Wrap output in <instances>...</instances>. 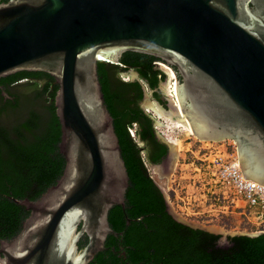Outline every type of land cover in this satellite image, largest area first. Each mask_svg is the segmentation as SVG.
<instances>
[{
    "label": "water",
    "instance_id": "obj_1",
    "mask_svg": "<svg viewBox=\"0 0 264 264\" xmlns=\"http://www.w3.org/2000/svg\"><path fill=\"white\" fill-rule=\"evenodd\" d=\"M127 52L176 68L179 101L198 138L234 140L244 178L264 186V0H9L0 3V80L20 72L55 79L66 167L39 200L13 199L30 216L16 238L1 242L0 264H90L106 250L109 235L119 236L109 212L125 209L130 178L98 63L121 66ZM135 76L131 69L121 79L134 82ZM166 82L167 76L162 91ZM144 89V109L155 110L153 101L187 126L173 101L164 96L166 105L157 103ZM157 133L171 161L167 171L149 165L169 189L178 148ZM163 194L177 221L221 235L220 246L228 236L264 233L188 222Z\"/></svg>",
    "mask_w": 264,
    "mask_h": 264
},
{
    "label": "trees",
    "instance_id": "obj_2",
    "mask_svg": "<svg viewBox=\"0 0 264 264\" xmlns=\"http://www.w3.org/2000/svg\"><path fill=\"white\" fill-rule=\"evenodd\" d=\"M155 61L148 55L127 52L121 66L98 63L105 104L114 119L130 181L125 209L114 206L109 212L110 226L119 236L109 235L106 250L90 264H264V233L228 236L227 244L220 246L221 235L177 221L150 176L146 162L160 163L168 148L160 145L158 154L148 151L146 159L143 157L139 142L155 143L153 119L141 108L144 84L123 81L121 74L134 69L155 90L164 79ZM178 79L181 81L180 75ZM23 80L33 85L24 94L14 95V101L5 102L0 90V242L16 238L30 216L13 199L39 200L58 183L66 167L59 148L62 133L55 106L59 86L42 72L17 73L2 78L0 86L8 88ZM136 124L140 129L133 138L129 129ZM87 243L85 236L80 248ZM120 247L126 252L125 259L115 253Z\"/></svg>",
    "mask_w": 264,
    "mask_h": 264
},
{
    "label": "rangeland",
    "instance_id": "obj_3",
    "mask_svg": "<svg viewBox=\"0 0 264 264\" xmlns=\"http://www.w3.org/2000/svg\"><path fill=\"white\" fill-rule=\"evenodd\" d=\"M159 69L167 76L166 87H162L165 90L163 91L164 96L173 101L171 95L175 79L170 78L163 65H160ZM151 103L156 106L153 101ZM145 111L164 125V127L157 126V131L167 142L172 141V144L174 143L178 148V160L169 189L167 178H160L148 163L150 176L165 193L174 212L188 222L198 223L205 227L217 226L224 229L225 233L255 234L264 231L260 220L249 214L246 216L242 214L245 210L238 211L233 215L218 214L219 210L226 211L221 206L225 204L224 197L229 195L228 189L218 183L215 176V171H217L215 168L216 153L220 152L222 155L230 156L237 151V143L228 138L220 141L200 140L198 137L192 136L185 128L178 127L174 123L175 121L173 122L168 116L163 115L160 118L153 109H145ZM132 129L135 131L137 125H134ZM143 157L146 159L144 154ZM217 214L219 216H214ZM208 215L210 216L208 217Z\"/></svg>",
    "mask_w": 264,
    "mask_h": 264
},
{
    "label": "built area",
    "instance_id": "obj_4",
    "mask_svg": "<svg viewBox=\"0 0 264 264\" xmlns=\"http://www.w3.org/2000/svg\"><path fill=\"white\" fill-rule=\"evenodd\" d=\"M129 131L131 136L136 138L137 130L134 131L131 128ZM215 162V168H217L215 176L218 179V183L228 189L227 193L229 195L224 197L225 204L222 205L223 207L221 206L226 211L219 210L218 214L233 215L238 211L245 210L242 214L254 216L264 226V186L244 178L240 168L238 149L230 156L217 152ZM218 214L214 216L217 217L219 216Z\"/></svg>",
    "mask_w": 264,
    "mask_h": 264
},
{
    "label": "flooded vegetation",
    "instance_id": "obj_5",
    "mask_svg": "<svg viewBox=\"0 0 264 264\" xmlns=\"http://www.w3.org/2000/svg\"><path fill=\"white\" fill-rule=\"evenodd\" d=\"M125 54V53H124ZM123 54V55H124ZM123 55L121 56V58L123 57ZM121 60V59H120ZM162 63H165V64H167L166 62H164V61H162V60H160V59H157L156 58V61L154 62V64H155V66H156V68H157V70H159L160 71V69H159V67L158 66H162L163 64ZM168 65V64H167ZM169 66V65H168ZM175 72H176V74H177V77H178V73H177V70H176V68H174V67H171ZM131 69H129V70H126V71H130ZM134 70V69H133ZM126 71H124V72H126ZM135 71V73L138 75L136 78H137V81H141L142 82V80H141V78H140V75H139V73L136 71V70H134ZM160 73H161V75H163L164 76V79H163V81L164 80H166V75H165V73L162 71H160ZM143 84H144V86L146 87V88H148V89H150L152 92H153V95H154V97H153V99L157 102V103H163V104H165V97H164V93H163V91H162V89L160 88V85H159V87L157 88V89H155V90H152L149 86H148V84H147V82H146V84L144 83V82H142ZM33 85V82L32 81H28V80H23V81H21V82H17V83H13V84H11L8 88H4V87H1L0 86V90H2V95L5 97V102H7L8 100H12V101H14V99H15V97H14V95H17L19 92L20 93H23V92H25L27 89H29V88H31V86ZM144 87V88H145ZM144 93H145V89H144ZM24 94V93H23ZM25 96V95H24ZM166 105V104H165ZM141 108H142V110L144 111V112H146L145 111V109L142 107V105H141ZM152 118V117H151ZM153 122H154V120H153ZM137 125V131L140 129V126H139V124H136ZM157 126H156V123L154 122V126H153V135H154V137H155V143H153L152 142V144H150V146L147 144V142H144V141H140L139 142V148L141 149V151L142 150H144V155L146 156L147 154H148V151L149 152H151V153H153L154 155L155 154H158L160 151H159V146L160 145H165L167 148H168V152H167V154L164 156V157H162V160H161V162L160 163H157V164H154V163H150V165H152V166H154V167H157V166H161V167H163L162 169H164V171H167L168 169H169V165H170V155H169V147H168V145L164 142V141H162L161 139H160V137L158 136V133H157ZM148 163L149 162H146V167H147V169H148ZM148 172H149V170H148ZM10 199H13V197H11ZM14 201V200H13ZM169 211H170V209H169ZM171 213V212H170ZM82 240V239H81ZM2 241H6V240H2ZM1 241V242H2ZM1 242H0V246H1ZM115 253H121L120 254V257H123L124 259H125V257H126V252H125V250H124V248L123 247H120V249H118L117 251H115Z\"/></svg>",
    "mask_w": 264,
    "mask_h": 264
},
{
    "label": "bare ground",
    "instance_id": "obj_6",
    "mask_svg": "<svg viewBox=\"0 0 264 264\" xmlns=\"http://www.w3.org/2000/svg\"><path fill=\"white\" fill-rule=\"evenodd\" d=\"M163 67L168 71V73H169V76H170V78H174L175 79V82H173V85H172V97H171V99L173 100V102H174V106H176V108H177V110H178V112H179V114H180V117L181 118H183L184 120H186L187 121V126L186 125H184L183 123H181V122H178V121H175V120H172L178 127H182V128H185L192 136H195V137H198L197 135H196V133L194 132V129H193V127H192V124H191V122L189 121V119L187 118V116H186V114L184 113V111H183V109H182V106H181V103H180V101H179V97H178V94H177V91H176V85H177V79H176V76H175V73H174V71H172L168 66H166V65H164L163 64ZM153 107H154V109H155V111H156V113H157V115L161 118L163 115H165L164 113H162L161 111H159V109L156 107V106H154L153 105ZM167 116V115H166ZM167 127V126H166ZM169 139H171V138H169ZM172 140V139H171ZM170 141V140H169ZM170 143H172V141H170ZM174 144V143H173Z\"/></svg>",
    "mask_w": 264,
    "mask_h": 264
}]
</instances>
